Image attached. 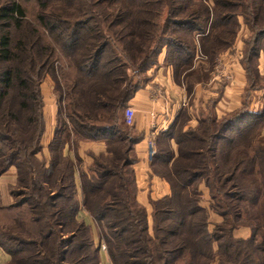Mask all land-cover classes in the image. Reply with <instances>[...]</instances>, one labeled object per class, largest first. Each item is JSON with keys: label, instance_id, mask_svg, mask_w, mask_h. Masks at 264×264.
Segmentation results:
<instances>
[{"label": "trees", "instance_id": "obj_1", "mask_svg": "<svg viewBox=\"0 0 264 264\" xmlns=\"http://www.w3.org/2000/svg\"><path fill=\"white\" fill-rule=\"evenodd\" d=\"M25 1L0 6V175L15 166L22 189L11 194L23 195L0 207L7 264H101L92 227L79 221L82 211L98 226L111 264H264V106L253 112L248 105L264 83V0H34L40 28L16 40L26 25ZM242 22L249 30L244 106L226 117L211 108L186 130L183 118L154 140L153 170L172 193L150 201L151 228L137 200L141 136L126 124L129 102L162 53L177 82L205 80L203 71L194 73L198 60L211 65L232 49ZM47 75L60 105L48 157L41 94ZM79 141L105 142L107 151L78 184L75 160L64 152ZM201 184L223 218L213 232ZM50 208L59 240L47 223ZM239 227L251 229L247 240L235 238Z\"/></svg>", "mask_w": 264, "mask_h": 264}, {"label": "crops", "instance_id": "obj_2", "mask_svg": "<svg viewBox=\"0 0 264 264\" xmlns=\"http://www.w3.org/2000/svg\"><path fill=\"white\" fill-rule=\"evenodd\" d=\"M248 34V27L242 22L238 40L232 49L223 53L211 65L204 59L198 60L194 73L199 76L203 71L206 75L205 80L177 82L172 68L165 64L164 53H162L159 65L147 73L149 81L130 100L128 107L133 108L135 112L133 129L141 136L134 150L136 163L133 169L136 176L137 200L148 212L151 209V200H158L171 194L169 183L154 172L153 160L148 158L149 140L154 141L175 123L179 124L183 118L187 120L184 128L186 130L190 127L196 128L200 118L211 108L218 117H226L244 106L248 79L242 66V59L244 41ZM217 63H219V69L215 68ZM258 69L264 77V53H261ZM217 71L222 74L218 75ZM263 102L264 83L262 89L251 92L248 105L251 111L257 112L262 110ZM48 129L47 126L46 147L53 136V131L49 132ZM171 148L177 155L178 146L175 140L171 142ZM46 150L48 148L44 152ZM47 154L49 156V151ZM71 156L75 157V154ZM8 260V255L0 248V264H7ZM100 260L101 264H111L108 254L102 251Z\"/></svg>", "mask_w": 264, "mask_h": 264}, {"label": "rangeland", "instance_id": "obj_3", "mask_svg": "<svg viewBox=\"0 0 264 264\" xmlns=\"http://www.w3.org/2000/svg\"><path fill=\"white\" fill-rule=\"evenodd\" d=\"M7 0H0V6L5 5ZM23 7L26 11V25L25 29L21 30L20 33L16 34V40L23 38L25 36V41L26 39L32 34V29L34 28H40L39 24L37 22L38 15L40 13V10L38 9L37 3L34 0L31 1H25L23 3ZM42 32V31H41ZM26 57H28V51L26 52L25 55H23V61H25ZM217 59V58H216ZM27 61V60H26ZM206 61V59H205ZM28 66V62L25 64V68ZM41 94H43V102H44V117L46 121V130L47 126L49 127V132L55 130V126L57 124V118L59 115V102H58V95L56 94L55 91V82L53 81L52 77L47 75L44 79L43 84L41 85ZM66 113V111L64 112ZM46 133V132H45ZM264 134V130H263ZM53 135V134H52ZM45 136V135H44ZM48 134H46L43 144L45 146V149L48 148L46 147L47 144V137ZM53 137V136H52ZM75 147V146H74ZM73 146L67 147L64 155L66 156H71L73 153L75 154V157L71 156L73 160H75L74 165L77 168V173L75 174V177H77V181L79 183L80 181V174L83 172L88 174L89 176L91 175V168L94 165L95 157L99 156L101 153H105L107 151V144L105 142H96V143H91V142H86V141H79L77 146L74 148ZM46 156H48V150L44 152ZM38 158L42 160V155H38ZM19 173L18 170L15 166H13L11 169L0 175V207H7L14 205V203H17L18 200H20L19 197L22 198L23 195H20L18 197L14 196L11 194L13 193L14 190L17 191V193H21V187L19 186ZM170 185V184H169ZM199 188L204 191L201 205L202 207L206 208L208 211V223H209V231L213 232L215 229V226L217 224H220L223 220V218L216 212L212 211L211 209V195L210 191L206 188L204 184H201ZM25 190V189H24ZM19 191V192H18ZM171 191V188H170ZM27 193V191L25 190ZM172 193V191H171ZM28 194V193H27ZM47 214V223L49 224V228L51 229L54 237L56 239H60L62 236V232L59 227L56 226L54 221H52L51 218H53V215L55 213L54 208H50L48 210ZM152 212L153 208L151 206V209L149 210V225H151V228L153 227V219H152ZM83 214V215H81ZM0 218L2 222L5 221V217L2 212H0ZM4 220V221H3ZM84 220L85 223L88 226L92 227L93 233H94V239L95 243H97V246L99 245L101 247V251L104 253L108 254L107 246L105 244H101L99 242V228L96 226L92 216L90 213L87 211H82L79 215V221ZM9 221V222H8ZM6 223L11 224V220L6 218ZM251 234V229L247 227H239L238 229L234 230V236L235 238L239 239H245L247 240ZM103 246L106 247V250H103ZM218 243L216 242L214 244V250L216 251L218 247ZM100 251V252H101ZM9 257V256H8ZM215 264H218L216 261Z\"/></svg>", "mask_w": 264, "mask_h": 264}, {"label": "built area", "instance_id": "obj_4", "mask_svg": "<svg viewBox=\"0 0 264 264\" xmlns=\"http://www.w3.org/2000/svg\"><path fill=\"white\" fill-rule=\"evenodd\" d=\"M219 63L215 64V68L219 69ZM218 75L222 74V72L220 71H217ZM224 77H226L225 75H223ZM134 115H135V112H134V109L131 108V107H128L127 111H126V114H125V118H126V124L127 125H133L134 124ZM149 149H148V158L150 160H153V157L156 153V147H155V142L153 140H149ZM103 250H106V247L103 246Z\"/></svg>", "mask_w": 264, "mask_h": 264}]
</instances>
